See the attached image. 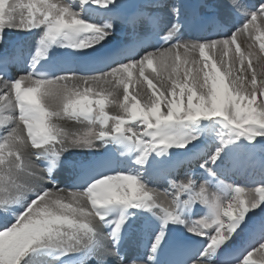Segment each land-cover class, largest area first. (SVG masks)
I'll return each mask as SVG.
<instances>
[{
	"label": "snow or ice",
	"instance_id": "6c2138e0",
	"mask_svg": "<svg viewBox=\"0 0 264 264\" xmlns=\"http://www.w3.org/2000/svg\"><path fill=\"white\" fill-rule=\"evenodd\" d=\"M0 264H264V0H0Z\"/></svg>",
	"mask_w": 264,
	"mask_h": 264
},
{
	"label": "bare ground",
	"instance_id": "6f19581e",
	"mask_svg": "<svg viewBox=\"0 0 264 264\" xmlns=\"http://www.w3.org/2000/svg\"><path fill=\"white\" fill-rule=\"evenodd\" d=\"M193 2H195V0H193ZM8 39L11 41V40H15L16 39V34L15 33H9L8 35ZM259 45V42L257 41V47ZM151 71V70H149ZM146 86V85H145ZM130 91H132V89L130 88Z\"/></svg>",
	"mask_w": 264,
	"mask_h": 264
}]
</instances>
